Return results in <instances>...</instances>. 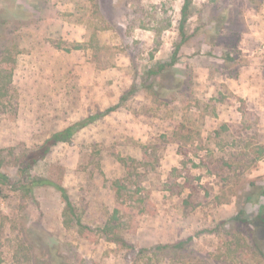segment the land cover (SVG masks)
<instances>
[{
	"label": "rangeland",
	"instance_id": "obj_1",
	"mask_svg": "<svg viewBox=\"0 0 264 264\" xmlns=\"http://www.w3.org/2000/svg\"><path fill=\"white\" fill-rule=\"evenodd\" d=\"M182 3L0 0V24L11 21L5 50L13 71L0 98V149L21 143L33 148L136 88L117 110L59 143L33 170L63 182L83 222L96 231L79 230L74 220L65 225V205L53 187L36 188L33 199L5 190L10 195L0 203L2 264H30L31 241L44 254L51 245L75 250L90 264H166L150 252L142 257L140 249L189 236L192 242L175 253L208 257V263L222 255L224 262L216 264H264L251 256L244 232L235 245L237 224L220 223L242 208L252 218L264 205V196L245 199L264 185V0H195L198 14L188 24L193 36L178 62L150 76L171 59ZM216 3L220 7L212 10ZM211 13L216 23L226 13L229 30L241 33L234 62L226 63L223 49L203 42L201 21ZM241 74L255 79L256 87H238ZM122 156L142 165L129 160L127 169ZM130 172L117 198L112 181ZM116 206L112 225L131 248L99 232ZM24 225L33 233L28 231L30 240L23 238ZM41 228L50 233L45 242L37 236ZM208 228L217 231L200 233Z\"/></svg>",
	"mask_w": 264,
	"mask_h": 264
},
{
	"label": "trees",
	"instance_id": "obj_2",
	"mask_svg": "<svg viewBox=\"0 0 264 264\" xmlns=\"http://www.w3.org/2000/svg\"><path fill=\"white\" fill-rule=\"evenodd\" d=\"M215 5V4H214ZM23 6V5H22ZM220 7L218 3L213 9ZM220 11V10H219ZM194 14H198L197 6L195 0H183L181 10H180V19L178 20V40L175 42L174 50L169 62L159 63L156 69H151L148 73L150 76H156L163 73L167 68L174 66L179 59L180 51L186 43L190 41L193 36V33H188V24L191 17ZM216 15V14H215ZM212 13L209 15L211 18H208L207 22L201 21V26L203 28V42L208 44L210 47H220L224 50L223 60L226 63L234 62L236 60L235 53L239 52L240 42H241V33L232 32L229 30L231 28V20L226 13H221L219 20L214 22ZM202 18V15H199V19ZM22 20V21H21ZM18 20V27L21 25V22H29L28 18ZM28 20V21H27ZM11 25V21L4 19L0 26V98L6 93V89L9 84L12 82V67L9 65V60L6 58L7 49L5 45L7 31V24ZM27 24V23H25ZM9 25V26H10ZM199 30V27L196 28ZM244 32V30H242ZM239 74L236 72L234 75L235 78H238ZM188 83V82H187ZM186 83V84H187ZM136 91L135 87H131L128 91L127 96L124 95L120 98V101L105 110L98 111L94 114H89L88 116L78 119L68 126L54 131L51 133L41 144L30 148L26 144H18L16 146L1 148L0 149V203L2 199L7 198L10 194L4 193V191L20 193L25 198H35V190L39 187L50 186L53 187L56 191L59 192L62 201L64 202L63 217L65 225H70V222L75 221L76 225L79 227V230H87L90 233L96 231L95 228H91L88 224L84 223L81 215L78 211V207L74 203L69 193L68 188L63 184V182L58 181L52 177L36 175L33 173L36 165L48 157L54 150V148L61 142L69 143L73 136L80 131L81 129L87 127L89 124L95 122L96 120L108 115L109 113L117 110L124 101L130 98L131 95ZM119 160L124 164L127 169L131 168V163L141 164L142 161H138L135 158H126L119 157ZM151 162H147L146 165H149ZM136 164V165H137ZM142 165V164H141ZM132 167H135L134 165ZM9 170H12L17 178H14ZM132 176L130 172L129 175L123 179H118L112 181V185L117 187V198L118 192L120 189L124 188L126 185L121 183L126 181L128 177ZM264 196V185H257L255 191L249 192L245 195V199L248 202L259 201L260 197ZM119 212V208L116 206L110 219L107 220L102 227H99V232L101 236L105 237L106 240L116 243L119 247L122 248H131V244L120 234L117 233L115 227L112 225L111 219H116V216ZM246 209H240L235 215L220 222L222 224L232 221L237 224L235 229H237V243L235 245H241L243 238L241 233L244 232L245 236L250 240L249 251L251 256H257L262 262H264V205L261 206V209L255 214L254 217L249 218L246 216ZM4 226V225H2ZM245 227L243 229V227ZM3 228V227H1ZM26 225L23 226V238L29 239L30 229ZM27 231V232H26ZM29 231V233H28ZM217 228H208L203 229L201 232L215 233ZM37 233V232H36ZM35 233V235H36ZM198 233V234H200ZM50 233L44 229H40V233H37L39 239L45 242L47 236ZM193 236H189L185 240H181L175 244H156L151 248H141V256L144 257L145 254H153L156 256L157 260H164L166 264H173L178 262L179 264L186 263L187 260H201L202 262L208 263V257L204 256H195L190 257L187 253L174 252V249H179L183 251L186 249V244L192 242ZM27 244V253L30 264H90L87 259H84L79 256L78 252L75 250L67 249L65 252H61L57 246L51 245L47 247L48 254H44L42 251H38V244L33 241L26 243ZM186 254L188 259L184 257ZM2 252L0 250V256ZM163 256V257H161ZM160 257V258H159ZM78 258V259H76ZM192 258V259H189ZM167 260V261H165ZM224 262L222 255L212 259V263ZM2 258L0 257V264H2ZM168 262V263H167Z\"/></svg>",
	"mask_w": 264,
	"mask_h": 264
},
{
	"label": "crops",
	"instance_id": "obj_3",
	"mask_svg": "<svg viewBox=\"0 0 264 264\" xmlns=\"http://www.w3.org/2000/svg\"><path fill=\"white\" fill-rule=\"evenodd\" d=\"M254 81H255V79L247 78L244 74H241L240 80L237 81V84H238L237 86L241 87V88L244 86H249L250 90H252L253 88L256 87V84L254 83ZM248 95H249V92H248ZM244 97H246V96H244ZM249 99H251V96H249Z\"/></svg>",
	"mask_w": 264,
	"mask_h": 264
}]
</instances>
